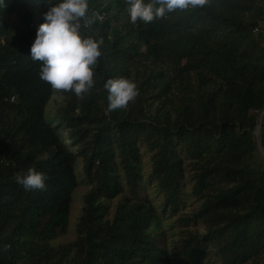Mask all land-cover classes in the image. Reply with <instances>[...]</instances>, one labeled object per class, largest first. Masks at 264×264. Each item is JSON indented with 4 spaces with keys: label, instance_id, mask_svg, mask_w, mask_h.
I'll list each match as a JSON object with an SVG mask.
<instances>
[{
    "label": "trees",
    "instance_id": "16d2710c",
    "mask_svg": "<svg viewBox=\"0 0 264 264\" xmlns=\"http://www.w3.org/2000/svg\"><path fill=\"white\" fill-rule=\"evenodd\" d=\"M52 4L0 7V264H264V0H205L148 24L129 22L126 0H88L81 34L101 55L79 97L30 58ZM119 78L138 94L109 111L104 84ZM28 169L45 190L17 184ZM80 185L75 240L54 245Z\"/></svg>",
    "mask_w": 264,
    "mask_h": 264
},
{
    "label": "clouds",
    "instance_id": "9594fccd",
    "mask_svg": "<svg viewBox=\"0 0 264 264\" xmlns=\"http://www.w3.org/2000/svg\"><path fill=\"white\" fill-rule=\"evenodd\" d=\"M204 3L205 0H126V12L130 23L148 24L167 13L195 9ZM3 4L4 0H0V7ZM42 18L44 22L37 28L29 50L31 60L40 62L39 79L77 97L87 93L94 85L92 69L101 55L99 42L81 34L82 26L87 28L93 23L88 15V0H53ZM104 88L109 111L126 107L138 94L136 86L123 78L107 80ZM46 179L43 173L28 169L17 175L16 182L25 191H43Z\"/></svg>",
    "mask_w": 264,
    "mask_h": 264
},
{
    "label": "rangeland",
    "instance_id": "374dc122",
    "mask_svg": "<svg viewBox=\"0 0 264 264\" xmlns=\"http://www.w3.org/2000/svg\"><path fill=\"white\" fill-rule=\"evenodd\" d=\"M33 13L37 17V19L40 18V12L34 11ZM256 33L259 36L262 44L264 45V22L259 26ZM55 101L57 103H60V102H62V99L59 98V96L53 97V102H52L51 108L53 107V103ZM50 112L54 113L53 110H51ZM255 135H256V132H255ZM70 146L72 147L73 144H70ZM257 156L259 157V159H261L264 162V159L262 158V155L260 154L258 148H257ZM87 192H88V188H86V186H84V185H80L75 190V192L73 193L71 207H70L71 215H70L69 227H68L65 235L58 237L53 242L54 245H63V244H67V243H70V242L75 240V224H76L77 219L80 215V211H81V208L83 205V197L86 195ZM197 230H198L199 234H202V229L200 227H198ZM172 239H174V238H170L168 236V237H164L161 241H163V243L164 242H170Z\"/></svg>",
    "mask_w": 264,
    "mask_h": 264
},
{
    "label": "water",
    "instance_id": "95a60500",
    "mask_svg": "<svg viewBox=\"0 0 264 264\" xmlns=\"http://www.w3.org/2000/svg\"><path fill=\"white\" fill-rule=\"evenodd\" d=\"M263 114H264V112L261 113V114L258 116V118H257V127H256V130H255L256 135H255V132H254V141H255V144H256V149H257V148H260L261 151H262V153H263V155H264V151H263V149L261 148V141H260V121H261V118H262V115H263Z\"/></svg>",
    "mask_w": 264,
    "mask_h": 264
},
{
    "label": "bare ground",
    "instance_id": "6f19581e",
    "mask_svg": "<svg viewBox=\"0 0 264 264\" xmlns=\"http://www.w3.org/2000/svg\"><path fill=\"white\" fill-rule=\"evenodd\" d=\"M258 149H259L260 154L262 155V158L264 159V155H263L261 149L260 148H258Z\"/></svg>",
    "mask_w": 264,
    "mask_h": 264
}]
</instances>
